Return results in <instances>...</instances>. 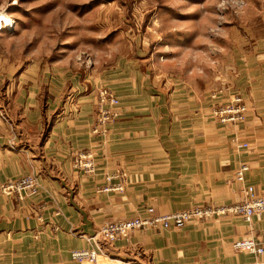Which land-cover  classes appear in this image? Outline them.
<instances>
[{
	"label": "crops",
	"instance_id": "obj_1",
	"mask_svg": "<svg viewBox=\"0 0 264 264\" xmlns=\"http://www.w3.org/2000/svg\"><path fill=\"white\" fill-rule=\"evenodd\" d=\"M253 27L262 35L243 37L236 59L221 60V89L200 88L180 73L133 69L109 83L121 106L105 125L95 91L85 95L74 85L71 107L64 78L48 82L45 98L42 88H28L19 104L30 133L19 124L14 138L0 134V264H91L75 261L72 251L92 249L87 239L105 223L146 216L148 208L163 215L236 204L247 187L264 196V22ZM236 99L248 109L246 120L223 123L218 108ZM80 155L92 156V173L76 165ZM242 165L249 167L243 183L236 179ZM27 176L35 194L5 190ZM118 185L122 191H104ZM263 234L264 213L147 228L108 247L97 264H256V255L233 245Z\"/></svg>",
	"mask_w": 264,
	"mask_h": 264
},
{
	"label": "rangeland",
	"instance_id": "obj_2",
	"mask_svg": "<svg viewBox=\"0 0 264 264\" xmlns=\"http://www.w3.org/2000/svg\"><path fill=\"white\" fill-rule=\"evenodd\" d=\"M263 9L264 0H0V17L13 25L0 36V134L14 138L19 124L29 134L20 99L31 87L45 98L61 78L63 101L76 107L74 85L95 91L99 116L101 92L133 69L221 89V60L236 59L243 37L262 35L253 24L264 22Z\"/></svg>",
	"mask_w": 264,
	"mask_h": 264
},
{
	"label": "built area",
	"instance_id": "obj_3",
	"mask_svg": "<svg viewBox=\"0 0 264 264\" xmlns=\"http://www.w3.org/2000/svg\"><path fill=\"white\" fill-rule=\"evenodd\" d=\"M12 26V23L8 24L3 17H0V36L7 28H11ZM101 97L102 106L99 121L101 125H105L118 118L121 100L114 93L105 89L101 92ZM216 113L220 116L223 123L237 124L246 120L248 109L240 99H236L234 104L228 105ZM244 147H247V145H244ZM79 160V168H81L83 162H86L83 165L84 168L87 172L92 171L95 163L91 155H80ZM248 171V165H242L236 172L237 181L241 183L245 182V175ZM5 190L22 195L35 194L37 190L36 181L32 177H24L6 186ZM112 190L122 191L123 187L121 185L107 186L104 189L105 192ZM261 213H264V196L257 194L254 187L244 189L243 201L232 205L196 206L192 209L163 215H158L153 208H149L146 210V216L105 223L95 235L87 239L93 248L74 250L72 251V258L77 262L87 261L91 264H97L99 257L106 253L108 247L114 246L117 241L127 239L132 233L142 229L167 230L181 228L192 221H202L220 216H238L244 218L246 221H251L254 216ZM233 248L237 253L246 252L256 255L260 260L256 264H264V234L259 241H238L233 245Z\"/></svg>",
	"mask_w": 264,
	"mask_h": 264
},
{
	"label": "bare ground",
	"instance_id": "obj_4",
	"mask_svg": "<svg viewBox=\"0 0 264 264\" xmlns=\"http://www.w3.org/2000/svg\"><path fill=\"white\" fill-rule=\"evenodd\" d=\"M3 19L8 23V24H10L11 23V21L9 20V18H8V20H6L7 19V17L6 16H4L3 17ZM4 22H3V20H2V24H3Z\"/></svg>",
	"mask_w": 264,
	"mask_h": 264
}]
</instances>
